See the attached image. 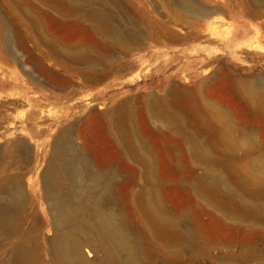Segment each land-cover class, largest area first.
<instances>
[{"label":"rangeland","instance_id":"obj_1","mask_svg":"<svg viewBox=\"0 0 264 264\" xmlns=\"http://www.w3.org/2000/svg\"><path fill=\"white\" fill-rule=\"evenodd\" d=\"M17 1L0 0V196L20 189L13 214L20 224L44 222L41 241L54 236L45 178L59 142L117 175L109 208L139 238L140 214L130 208L145 182L128 168L142 172L123 150L127 133L138 132L144 151L155 154L173 211L191 203L180 182L193 186L208 172L191 154V140L206 142L226 169L251 177L253 157L264 158V0ZM98 16L108 23L100 31L92 19ZM206 183L230 195L217 177ZM242 185L246 196L264 191V182ZM195 197L200 221L216 215L255 234L245 247L203 238L204 251L171 245V264H264V225L236 224L220 206ZM222 235L233 238L228 230ZM242 246L247 257L217 258Z\"/></svg>","mask_w":264,"mask_h":264},{"label":"bare ground","instance_id":"obj_2","mask_svg":"<svg viewBox=\"0 0 264 264\" xmlns=\"http://www.w3.org/2000/svg\"><path fill=\"white\" fill-rule=\"evenodd\" d=\"M69 2L75 6L79 5L78 0H69ZM183 5L192 8L190 4ZM193 8L195 7L193 6ZM195 9L200 13L197 8ZM37 12L39 11L37 10ZM26 14L28 13L26 12ZM92 19L96 21L98 31L103 29L101 27L104 26V23H107L106 16L93 17ZM41 26L42 24L40 25V22L37 21V31L43 30ZM102 31L104 32V30ZM51 42L53 41L51 40ZM55 49L54 51H57ZM84 58L87 60V57L84 56ZM262 82L261 86L264 87V81ZM233 127L231 126V128ZM231 128H226V130H231ZM136 134L127 133V135L121 136L126 143L123 150L135 164H138L137 166L142 168V172H139L140 170L133 166L128 167L135 173V177L141 173L145 182L139 193L134 196V202L131 203H134V206H130L132 214L134 212L140 214V225L143 232L140 229L139 232L144 233V240L135 234L136 232L132 230L133 228L131 229L126 218L109 208L117 175L110 169L91 167L78 149L62 140L63 142L56 143V159L51 162L45 178V191H47L46 197L50 201L54 236L46 241H41L44 222L38 218V221H35L37 219L34 218L35 222L33 223L20 224L19 219L13 214V207L17 206L22 194L21 191L19 192V188V190H11V195L0 196V235L3 238V241H0V264H157L154 258L158 255L163 257V264H171V245L180 248L191 245L196 251H204L203 246L199 243L200 238L206 239L210 245L222 243L225 239L222 244L231 246L238 242L242 245L246 241L252 240L250 237L248 240L247 238L251 233L255 234L254 229L246 230L238 225H228L224 219L216 217V215L212 218V223L200 221L198 212L202 205L195 196L198 195L208 203L220 206L224 216L231 218L236 224L264 225L263 189L258 191V187H256V190L250 191L251 195L246 196L242 192L244 189L241 190L239 187L247 183L253 187L259 182H264V158L262 156L253 157L251 177L247 178L232 168L231 170L226 169L206 142L208 147L203 144L204 141H193L192 143L191 140L189 142L191 154L207 166L208 172L200 179L197 178L199 183L192 184L193 186L180 182V185L188 193L191 203L173 211L171 210V193L168 192L170 181L162 180L157 175L159 173H157L155 154L144 151L147 150L143 147L146 144L140 143L143 140L138 141L140 137L137 135L138 138H136ZM248 140H246L247 144L245 143V146L248 145L249 149H247H256L254 143L252 144V141ZM212 176L218 178L221 185L224 186V190L230 194L229 196L221 197L222 194L213 189L215 187L207 185L206 180ZM227 176H231L236 185L226 179ZM247 190L245 189V191ZM192 205L195 207L194 212L191 211ZM195 220L199 221L196 223ZM200 225L210 230V233H201L198 228ZM217 227L219 231L216 230ZM223 229L232 232L233 238L228 237V239L225 235L221 236ZM211 232L216 234L215 239ZM236 234L238 236H235ZM246 243L243 245L244 247L247 245ZM243 246L239 251L227 252L217 258L232 259L244 257V255L247 257V250Z\"/></svg>","mask_w":264,"mask_h":264}]
</instances>
